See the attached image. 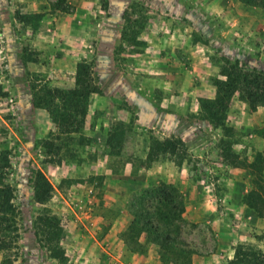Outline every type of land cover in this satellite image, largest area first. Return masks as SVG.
<instances>
[{"label":"rangeland","instance_id":"obj_1","mask_svg":"<svg viewBox=\"0 0 264 264\" xmlns=\"http://www.w3.org/2000/svg\"><path fill=\"white\" fill-rule=\"evenodd\" d=\"M182 1L190 6L181 0H153L150 8L136 1L130 9L134 19L131 21L136 22L129 23L127 31H137L150 23L158 36H171L173 32L178 36L191 34L185 49L186 57H190L187 61L197 68L207 65L206 79L210 84L224 79L220 70L228 64L264 73V6L225 0L224 13L218 15L211 13L212 0L198 4ZM107 3L108 0H96L87 5L91 17L108 14ZM158 3H164L163 11L155 6ZM190 9L194 10L193 17L191 25H187L183 23L187 20L184 15ZM27 10L16 0H0V153H6L10 162L5 181L12 188L14 208V226L3 236L4 245H9L0 249V264H228L238 245L264 253V198L261 196L263 200L258 201V212L244 203V195L251 189L264 191V150L257 144V133L264 135V127L255 128L246 116L241 119L239 125L244 126L235 129L234 139L236 144L243 141L246 147H232L231 153L222 149L221 130L211 131V126L205 124L201 130L206 129L211 147L197 156L188 150L183 172L176 171L168 156L162 158V165H152L147 160L149 149L158 138L150 130L138 128L125 102L112 103L111 108L94 114L88 106L87 114L78 116L81 124H74L73 132L65 134L56 129L47 111L36 103L48 89L71 88L76 65L61 60V68H36L29 62L41 61L29 46L28 37L21 39L23 46L10 58L16 61L15 68L9 67L10 61L2 50L3 24L20 36L35 28V18L26 24L17 20L18 15L29 14ZM55 10L51 7L48 13L55 17ZM64 11L60 9L62 15ZM65 24L62 20L60 28ZM83 48L84 54H76L74 63H91L93 78L98 81L103 68L97 67L92 51L87 53L92 48ZM117 49L115 56L120 57L123 68L115 76L124 72L128 79L142 81L146 74L138 62ZM133 51L141 49L135 47ZM48 60H42L45 66ZM150 86L153 94L148 98L159 104L164 97L162 84ZM168 88L175 91L173 86ZM233 98L228 114L232 106L239 104L238 94ZM250 105L247 104L249 111ZM115 108L128 110L125 120L119 119L123 115L114 114ZM227 121L230 126L231 120ZM115 130L121 131L122 137L110 150L107 139ZM46 140L54 141L56 147L49 156L43 148ZM53 159L60 162L54 164ZM235 167L240 171H235ZM101 168L104 176L93 175ZM37 169L53 188L44 207L60 222L62 260L49 256L38 234L36 218L45 208L33 201L32 181ZM162 176L167 181L162 182ZM233 176L241 182L231 187L228 178ZM256 177L262 181L253 183ZM161 185L172 200L162 202V198L156 197L157 190L153 188ZM242 203L248 209H240Z\"/></svg>","mask_w":264,"mask_h":264},{"label":"crops","instance_id":"obj_2","mask_svg":"<svg viewBox=\"0 0 264 264\" xmlns=\"http://www.w3.org/2000/svg\"><path fill=\"white\" fill-rule=\"evenodd\" d=\"M1 1L7 2V0ZM52 1L55 3V0H16L18 4L28 7L27 12H30L29 14L34 12L33 14L36 13L41 18L37 26L29 30L26 36H20L16 34V31H10L4 28L6 25H2L1 38L3 42L1 46L7 60L10 61L8 63L9 67H16V61L10 58L14 57L23 46L21 39L26 40L27 37L29 38L27 40L29 46L33 48V52L37 53V56L39 55V61H41L29 63L39 69L61 68L63 67L60 63L61 60L65 61L63 63L76 65L74 56L79 52L84 54L85 48L83 46L88 45L92 50L87 53L89 54L92 51L97 67L103 68L99 72L101 74L98 73L97 81L101 94L95 93L89 97L90 113L106 111L107 107L108 109L111 108L112 103L125 102L134 114L135 124L138 128L150 130L151 134L159 140L178 137L195 156L202 153L203 149L209 150L211 142L207 140L206 129L201 130V128L208 124L211 126V131L218 132L219 129H215L209 122L201 118L198 102L200 98L213 99L215 89L206 79L208 66L200 65L197 68L196 64L191 65L187 61L190 57H186L185 49L186 43H189V38L192 36L191 34L189 36L186 34L180 35V37L173 32L171 36H158V33L153 32L150 23L141 25L137 28V31L128 32L129 23L136 22L131 21L134 19H131L132 10L130 9L133 8V3L139 0H108L109 13L105 16L96 15V17H91L89 8L91 4H95L96 0H66L67 10L62 15L60 9L56 8L55 12L58 13L55 17L48 13L50 8L54 6ZM140 1L144 6L152 8L153 0ZM191 1L198 4L207 0ZM81 2L84 7H81ZM181 2L190 6L188 2L182 0ZM225 2V0H212L211 13L223 14ZM155 6L161 11L165 9L164 3H158ZM144 11H148V9L145 8ZM187 11V15H184L187 20L183 23L191 25L189 21L193 17L194 10ZM29 14L23 13V15ZM176 19L180 21V18ZM17 20L19 19L17 18ZM62 20L66 24L60 28ZM19 22L21 21L19 20ZM193 24L195 25H193V29L196 30L197 23L194 22ZM135 47H139L141 51H133ZM117 48L124 50L125 56H130L138 62L141 70L143 69L146 74L141 77L142 81L128 79L127 74L124 72H120L118 76H115L120 68H123L120 57L115 56V52L119 50ZM48 55H51V57ZM45 56L49 58L46 63L47 66L42 61L46 58ZM120 56H123V54ZM103 74L106 77L105 79H102L101 75ZM151 83L162 84L160 89L163 90L164 97L158 102L159 104H155L148 98L150 94H153ZM169 86H173L172 89H175V91L171 92ZM166 93H170V95ZM232 100L234 102V98ZM237 101L239 104L232 106L231 113H227V119L231 120L229 125L234 129L244 126L239 124H241V119L244 120L246 116L255 128L262 129L264 127V106L249 111L246 102L238 98ZM127 111L115 108L114 114L123 115L119 119L125 120L124 117L128 113ZM245 127L247 126L245 125ZM257 135H255L259 137L257 144L264 150V135L260 133H257ZM242 139H245V137ZM241 142L234 144L233 148L240 146L245 148L246 145ZM156 164L162 165L163 160L159 159L152 162V165ZM171 164L176 171L183 172V169H185L184 163L181 167L175 166L173 162ZM96 166L97 164L94 163L93 168H96ZM234 169L236 171L238 168L235 167ZM102 171L101 168L93 175L104 176ZM228 179L231 187L235 183L241 182L236 176ZM160 180L162 182L167 181L163 176ZM150 186L153 187L154 184H150ZM240 205V209L247 208L243 203Z\"/></svg>","mask_w":264,"mask_h":264},{"label":"trees","instance_id":"obj_3","mask_svg":"<svg viewBox=\"0 0 264 264\" xmlns=\"http://www.w3.org/2000/svg\"><path fill=\"white\" fill-rule=\"evenodd\" d=\"M239 2L254 6L263 7L264 0H238ZM66 0H55L54 8L67 10ZM35 18L37 25L41 16L37 14L18 15V19L26 24L30 19ZM136 43L135 41H133ZM36 62V60H33ZM93 65L85 60H81L76 64L74 86L67 89L51 88L46 90V95L43 99L37 101V107L44 108L57 130H62L65 134H71L74 124L79 125L81 122L78 116H85L88 110L89 97L91 94H101L97 85V81L93 78ZM220 75L224 79H215L211 85L215 89L213 99H199L200 116L203 120L209 122L215 129H220L222 138L220 139L222 149L226 152H233V145L237 140L234 139L235 129L227 125V113L229 105L233 97L238 94V99L251 104L252 110L256 107L264 106V73L256 69L246 70L235 64L225 65L220 70ZM46 97V98H45ZM46 99V100H45ZM44 100V101H42ZM118 126L121 124L118 123ZM116 128H120V127ZM122 132L113 131L108 139L107 145L110 150L114 148L115 141L121 139ZM58 139V136L56 137ZM71 138V137H69ZM155 139L153 145L149 149L147 160L150 162L162 159L168 156L169 161L175 166L181 167L185 162L188 148L180 138H165ZM225 145V146H224ZM43 148L46 150L47 156L54 151V141L46 140L43 143ZM58 156V155H57ZM226 157V156H225ZM233 159V157H227ZM52 160V159H51ZM54 164L60 161L53 159ZM253 166L254 163H251ZM10 167V162L6 153H0V249H4L9 245V242L4 245L3 236L7 235L13 229L14 208L11 203L12 188L6 183L7 169ZM262 178L256 177L253 183H259ZM252 183V180H251ZM256 186V185H255ZM33 201L35 204L41 205L43 208L52 196V185L44 175L37 169L33 176ZM166 187L161 185L155 192L156 197L162 198V202L172 200V196L166 192ZM152 190V191H153ZM264 198V191L260 192L257 189H251L244 195L245 205L259 211V200ZM263 200V199H262ZM264 205V200L261 202ZM38 234L41 241L44 243L49 256L51 258L62 260L63 252L59 247V239L62 233L59 220L52 214L43 209V212L36 218ZM8 248V247H7ZM233 258L228 261V264H264V253L259 249H254L251 246L238 245L233 248Z\"/></svg>","mask_w":264,"mask_h":264}]
</instances>
